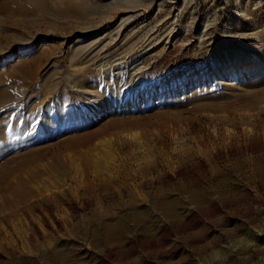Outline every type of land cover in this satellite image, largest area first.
I'll use <instances>...</instances> for the list:
<instances>
[{
	"label": "rangeland",
	"instance_id": "rangeland-1",
	"mask_svg": "<svg viewBox=\"0 0 264 264\" xmlns=\"http://www.w3.org/2000/svg\"><path fill=\"white\" fill-rule=\"evenodd\" d=\"M58 1L0 27V130L32 119L0 164L46 146L0 183V264H264V0Z\"/></svg>",
	"mask_w": 264,
	"mask_h": 264
},
{
	"label": "bare ground",
	"instance_id": "bare-ground-1",
	"mask_svg": "<svg viewBox=\"0 0 264 264\" xmlns=\"http://www.w3.org/2000/svg\"><path fill=\"white\" fill-rule=\"evenodd\" d=\"M46 1L47 0H0V16L2 15V17L3 18H0V27H9V28H11V29H13L14 28V26H17L18 25V22H19V20H17L16 18L17 17H20V16H22V17H24V16H27L28 14H30L31 12H34V11H38V12H40L41 14H43V15H48L47 14V11H48V9L46 8ZM61 1V0H60ZM60 1H58V2H60ZM66 1H69V2H72L73 0H66ZM81 1V0H80ZM62 2V1H61ZM74 2V1H73ZM72 2V3H73ZM82 2V1H81ZM129 2H131V1H129ZM128 2V3H129ZM151 3H150V6L149 7H152L153 5H156L158 2H159V4L158 5H160V3H161V1L160 0H151L150 1ZM126 3V2H125ZM128 3H126V4H128ZM64 4V3H63ZM54 5V4H53ZM66 5H70V3L69 4H66ZM65 5V6H66ZM75 5V4H74ZM85 5V4H84ZM106 5V4H105ZM133 5L135 6L136 4H134L133 3ZM143 5V4H142ZM54 7V6H53ZM57 7V6H56ZM63 7V6H62ZM72 7H74V6H72ZM76 8H75V11H77L79 14H81V16H83V17H86V16H94L95 14H97V12H99V8H95V7H88V6H84V7H77V6H75ZM138 7H139V5H138ZM145 7V6H144ZM137 8V7H136ZM53 9V8H52ZM56 9V8H55ZM61 10H62V8H60ZM60 9L58 10V11H60ZM68 9V8H67ZM66 9V10H67ZM109 9V8H108ZM123 9V8H122ZM65 10V13H64V15L65 14H67L66 11ZM111 10V9H110ZM112 10H114V9H112ZM132 10H135V8L134 7H127V8H124L123 10H122V12H120V11H118V12H120V13H117V12H113V13H111L112 15L111 16H108V15H110V14H108L107 12H111V11H107L106 9H103L102 11L100 10V12L99 13H102L101 14V16L99 17V18H103L102 20H97V23L94 25V26H92V27H90V28H88L87 30H88V32H86V33H92V32H96V31H99L100 29H103V28H105V26L106 25H109V26H111V24H112V18L113 17H115V19H114V22H115V24H116V22H118L117 24V27L115 28L116 30H115V34L114 35H116L117 37L121 34V32H122V29L124 28V26H128V24H130V20H131V17L129 16V14L130 13H132ZM55 11V10H54ZM57 11V10H56ZM64 11V10H63ZM63 11H61V12H63ZM73 11V10H72ZM71 11V12H72ZM108 14H104L105 12ZM70 12V11H69ZM34 13H36V12H34ZM59 13V12H58ZM57 13V14H58ZM60 14V13H59ZM71 14V13H70ZM50 15V14H49ZM62 15H63V13H62ZM72 15V14H71ZM99 16V15H98ZM62 17V16H61ZM47 18V17H46ZM23 23V22H22ZM83 23V22H82ZM89 24V23H88ZM91 24V23H90ZM210 26V25H209ZM129 27V26H128ZM170 29V28H169ZM15 30V29H14ZM172 28H171V31L169 32V35H170V33H172ZM168 31V30H167ZM1 33V32H0ZM3 33V32H2ZM129 36V35H128ZM165 36V35H164ZM108 37H109V35H108ZM204 37V36H203ZM202 37V38H203ZM243 37V36H242ZM1 38V37H0ZM163 38V37H162ZM201 38V37H200ZM162 40V39H161ZM147 42V41H146ZM145 42V43H146ZM19 43V42H18ZM90 44V43H89ZM134 44V43H133ZM132 44V45H133ZM148 45H150V44H148ZM94 46V44L92 43V44H90L89 46H88V44H87V49H88V51L92 48ZM84 47H86V46H84ZM84 47H81V46H79V47H77V49L79 48V50L77 51V49L75 50V52H79V51H82L83 49H84ZM5 49V48H4ZM11 49V48H10ZM9 48H8V50H10ZM5 51V52H2V54H1V56L2 57H5L7 54L9 55L10 54V51ZM87 51V52H88ZM75 54V53H74ZM73 54V55H74ZM78 54V53H77ZM80 54H81V52L79 53V56H80ZM83 54V53H82ZM82 54H81V56H82ZM77 57V56H76ZM79 58V57H78ZM243 58H245L244 56L242 57V56H240V61H242V60H244ZM236 59H239V57L238 56H236ZM36 61V60H35ZM235 70V69H234ZM85 73H87V72H85ZM85 73H84V71H83V73L81 74V75H83V77L82 76H80V78H78L77 79V81H78V83L82 86V87H85V84L87 83V80H86V78H85ZM224 73V72H223ZM24 78V77H23ZM134 83V80L132 81V83L131 84H133ZM137 83V82H136ZM217 85H218V87L219 86H221L222 85V83L220 82V81H218V83H217ZM216 85V86H217ZM228 85V84H227ZM231 85V84H230ZM229 86V85H228ZM8 92V93H7ZM132 94V93H131ZM136 96H134V99L130 102V103H128V101H126V103H124V105L122 106V107H130V108H132L133 106H134V108L135 109H138L139 111L141 110V107L139 108L138 106H136L137 105V102L135 103V100L137 99V98H135ZM222 97V96H221ZM15 99H14V97L9 93V91L8 90H6V89H2V90H0V111H4V109H7V108H10L9 106H11L12 105V103H13V101H14ZM139 104V103H138ZM143 105V103H140V105ZM141 105V106H142ZM211 106V105H210ZM221 106V105H220ZM220 106H217L218 108L220 107ZM216 107V106H215ZM214 107V108H215ZM222 108H223V106H221ZM220 107V108H221ZM214 108H212L213 110H214ZM12 109V108H11ZM6 111V110H5ZM1 113V112H0ZM4 113V112H3ZM161 113V112H160ZM27 118V117H26ZM31 118L30 117H28L27 119H24V121H23V125L22 126H20V127H18V123H14L13 125H12V129H13V132L12 133H10V134H7V131L8 130H5L4 128L2 129V130H0V139H2V138H4L5 140H7L8 142H9V144L10 145H16L17 146V144L18 143H23V144H26V143H24V136H23V134L25 135V134H29V129H28V124H30V122H31ZM120 120H121V118H120ZM36 121V120H35ZM40 121V120H39ZM122 121V120H121ZM45 122V121H44ZM87 122V121H86ZM85 122V123H86ZM137 121H134V120H123L121 123L119 122V123H114V124H108V125H106L102 130H100V131H89V132H87L86 134H87V137L84 139V140H88V142H92V140L93 139H95V138H97V136H101V135H105V134H112V128L113 129H119L120 131H119V133H122L121 131L125 128V126H128L129 124H132V123H136ZM26 123V124H25ZM112 123H113V121H112ZM31 125V124H30ZM46 126V125H45ZM2 128V127H1ZM7 129V128H6ZM11 129V130H12ZM42 126H40L37 122L33 125V127H32V131L34 130V132L36 133V132H39L38 133V135H40L42 132ZM31 131V130H30ZM11 132V131H10ZM113 135V134H112ZM123 135V134H122ZM23 136V137H22ZM75 136V135H74ZM77 136H81V135H77ZM38 137V136H37ZM76 137V136H75ZM116 138H120V135L118 134L117 136H115ZM66 138H68V137H66ZM70 138V141H69V144H68V146H70L71 144H73V145H75V144H77L76 142L79 140L78 138L77 139H73V137H69ZM19 140V141H18ZM30 140V139H29ZM83 141V140H82ZM101 144V143H100ZM29 144H27V146H28ZM32 145V144H31ZM101 145H103V146H105V147H107V148H110V145H111V142L110 141H108L107 143L105 142V143H103L102 142V144ZM34 145H32V149L31 148H29L28 150H24V153H18L17 152V154H15L14 153V155L13 156H10V157H6V159L5 160H3V162L0 164V183L2 184V182H3V179H4V177L5 176H7V175H10L13 171H21L22 170V165L23 164H25V163H30V160L32 159V157H33V160L35 159V156L36 157H38L37 155L40 153V151L42 150V148H44V147H46L45 145L43 146H34ZM48 146V145H47ZM67 147V146H66ZM71 147V146H70ZM27 148V147H26ZM13 149H15V146H14V148ZM27 151V152H26ZM4 152V151H3ZM22 154V155H21ZM18 156H26L25 158H24V160L25 161H21V162H16L15 161V157H17V159L19 158ZM57 157V156H56ZM15 158V159H14ZM21 158H23V157H21ZM53 158V157H52ZM16 159V160H17ZM18 160H21V159H18ZM17 160V161H18ZM13 165L12 167H10V165ZM33 174V173H32ZM13 175V174H12ZM16 175V177H15V187L13 188V192H14V194H15V196H17V197H20V199L22 198L23 200L25 199V196H23L24 194V187H23V185H26V183H27V181H25V180H23L22 178H20L18 175H17V173L15 174ZM34 175L35 174H33L32 176L34 177ZM6 179V178H5ZM4 179V180H5ZM5 181H7V180H5ZM7 185V184H6ZM17 201V200H16Z\"/></svg>",
	"mask_w": 264,
	"mask_h": 264
}]
</instances>
